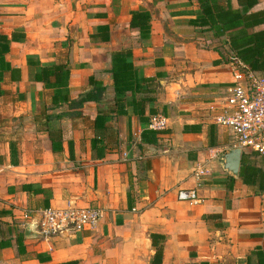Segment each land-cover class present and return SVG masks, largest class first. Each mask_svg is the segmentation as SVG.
Returning a JSON list of instances; mask_svg holds the SVG:
<instances>
[{"label": "crops", "instance_id": "crops-1", "mask_svg": "<svg viewBox=\"0 0 264 264\" xmlns=\"http://www.w3.org/2000/svg\"><path fill=\"white\" fill-rule=\"evenodd\" d=\"M261 9L257 0L250 11ZM135 10L150 14L148 38L129 26ZM199 13L197 0H0V264H151L158 245L159 264H264V195L222 168L230 138L207 119L230 83V51L224 36L189 24ZM121 48L139 77L155 79L144 117L168 118L152 143L141 141L147 122L130 104L95 136L104 103L74 116L35 80L66 55L70 98L92 76L112 102L106 70ZM179 189H196L198 200H177ZM66 205L103 213L93 229L26 232L43 208Z\"/></svg>", "mask_w": 264, "mask_h": 264}, {"label": "trees", "instance_id": "trees-1", "mask_svg": "<svg viewBox=\"0 0 264 264\" xmlns=\"http://www.w3.org/2000/svg\"><path fill=\"white\" fill-rule=\"evenodd\" d=\"M200 13L189 19V24L211 30L214 37L224 36V41L229 48L231 61L233 58L241 60L253 70L264 71V28L255 29L264 23V9L250 11L257 0H237V7H233L230 0H197ZM131 28L138 30L140 39L149 37L150 14L147 10H135L131 13L129 22ZM106 28V27H102ZM0 35V51L8 49V38ZM130 48H121L111 53L110 66L106 70L110 73L113 87V97L104 102L106 86L102 81L92 76L88 78L90 88L83 91L77 98L71 99L67 85L69 78L68 58L66 55L52 64L42 65L35 73V80L41 81L51 94L53 107L67 103L69 109H73V115L79 116L81 112L76 110L83 103L94 101L104 103L105 108L98 110L93 121L95 136L107 131L108 122L115 115H125V107L130 104L134 114L138 115L141 123L147 122L144 117L146 105L155 100L152 95L155 92L154 77H139L129 57ZM143 83H145L143 85ZM132 96L131 102H127V94ZM139 94L138 97H134ZM76 108V109H75ZM150 113L152 108L149 107ZM56 117L60 114H56ZM49 119V117H48ZM57 132V130H55ZM50 133V131H49ZM156 132L147 128L140 133L141 141L152 143L156 140ZM53 150H61V146L54 147V137H50ZM58 140V139H57ZM69 152L72 155V142H68ZM260 159V163H253L250 158ZM239 177L247 186L256 187L258 192L264 195V156L253 152H242ZM1 215L6 211H0ZM153 239L154 236L151 235ZM161 239L164 237L160 236ZM8 244H3V246ZM162 258V245L155 249L151 264H159Z\"/></svg>", "mask_w": 264, "mask_h": 264}, {"label": "built area", "instance_id": "built-area-1", "mask_svg": "<svg viewBox=\"0 0 264 264\" xmlns=\"http://www.w3.org/2000/svg\"><path fill=\"white\" fill-rule=\"evenodd\" d=\"M231 79L225 93L211 106L210 124L223 130L230 138L229 147L240 148L241 152H253L264 156V71L253 70L241 60H231ZM168 118L161 114L150 115L146 128L162 131ZM205 169L198 170L204 175ZM179 201L196 202V189H179ZM103 211L96 206L46 207L38 219L31 223L36 234L51 238L63 232L93 229Z\"/></svg>", "mask_w": 264, "mask_h": 264}, {"label": "water", "instance_id": "water-1", "mask_svg": "<svg viewBox=\"0 0 264 264\" xmlns=\"http://www.w3.org/2000/svg\"><path fill=\"white\" fill-rule=\"evenodd\" d=\"M241 154L242 152L240 148L234 147L228 149L219 158V162L221 163L222 168L225 171L231 173L233 176H238L241 164ZM26 232L28 234L33 233V226L30 224L27 225Z\"/></svg>", "mask_w": 264, "mask_h": 264}, {"label": "rangeland", "instance_id": "rangeland-1", "mask_svg": "<svg viewBox=\"0 0 264 264\" xmlns=\"http://www.w3.org/2000/svg\"><path fill=\"white\" fill-rule=\"evenodd\" d=\"M225 92H223V94H224ZM107 95H104V102H106L107 101ZM221 97V96H220ZM213 102V101H212ZM162 113V112H161ZM209 118V120L211 119V117L210 116H207V119ZM225 142H226V139H225ZM250 161L251 162H253V163H260V159H258V158H254V157H252V158H250ZM34 233H35V231H34Z\"/></svg>", "mask_w": 264, "mask_h": 264}]
</instances>
